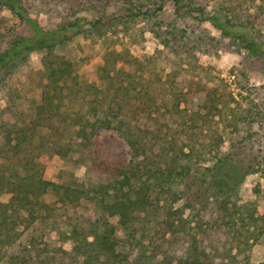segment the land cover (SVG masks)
<instances>
[{
  "label": "trees",
  "instance_id": "16d2710c",
  "mask_svg": "<svg viewBox=\"0 0 264 264\" xmlns=\"http://www.w3.org/2000/svg\"><path fill=\"white\" fill-rule=\"evenodd\" d=\"M82 1L89 0H76L78 7ZM104 1L106 5L112 2ZM115 1L125 4L123 13L106 12L93 19L79 15L78 9L74 10V15L78 13L75 18H67L55 28H43L32 16L29 4L23 0H0L2 6L33 30L28 36L16 35L8 46L0 48V73L5 70L7 75L6 79L0 77V87L9 86L7 110L12 108L22 123L12 122L7 117L0 122L2 150L5 151L0 162V197L4 191L12 193L9 202L0 199V263L10 255L9 264H128V259L121 257L118 251L119 242L111 217L118 216L120 222L128 227L135 211L149 207H156L157 210L166 208V215L162 213V221L158 224L162 223L168 231H179L181 224L191 230L205 231L200 247L203 258H206V234L211 231V225H204L203 222L202 226L196 217L203 215L209 223L212 214L207 212L208 207L217 204L225 209L222 197H229L233 188L237 189L247 175L264 169V160L258 156L246 159L242 152L222 150L218 145H212L214 152L211 158H207L206 151L203 158L197 160L193 158L198 151L195 144L184 146L179 143L186 131L178 121L179 115L189 114L193 123L190 127H199L208 115L207 100L211 102V107L224 114L231 107V101L237 103L233 95L229 100L227 95L217 90L206 93V88H191L176 94V101L171 100V94L167 92L160 98L154 82H160L162 75L158 74L157 79L148 81L141 69L147 66L146 60L124 57V51L118 50L107 54L104 65L100 66L99 80L89 82L76 72L72 61L55 51L62 43L73 40L79 34L87 31L96 33L107 25L117 26L115 21L124 25L126 20L131 21L140 15L134 10V0ZM151 2L154 8L147 7L144 12L147 20L152 16L159 17L164 13L166 4L173 2L174 13L179 18L190 15L200 23L209 21L225 36L243 43L251 55L264 54V47L258 44L251 29L234 22L231 8L220 5L209 12L203 6H195L196 0ZM162 23L163 20H155L151 29L167 49L157 50L147 58V62L157 60L156 64L161 69H169L167 76H173L167 85L177 84L178 81L186 85L190 78L183 71L189 69L184 68L183 60L188 50L180 52L173 46L176 41L186 38L187 27L179 28L175 21L161 31L157 27H161ZM203 40L202 33L194 42L203 43ZM34 50L41 53L43 66L49 72L41 102L29 95L30 89L12 86V82L6 81L16 73L30 78L33 72L30 54ZM110 58L114 61L110 62ZM191 81H194L193 77ZM221 104L224 106H219ZM124 126L129 128L128 139L132 147L144 155L143 164L114 170L120 186L110 202L90 196L89 191L44 179L38 173L35 159L30 157V149L37 138L53 139L58 153L67 155L72 148L70 139L73 137L86 146L91 143L89 134L92 132L101 129L120 131ZM244 143L242 141L238 146L243 151L247 149ZM186 147H189L188 150ZM49 192L59 197L61 207L44 200ZM83 200L92 202L83 206ZM180 202L182 204L176 206ZM201 202L203 210L199 211L203 214L195 211V206ZM233 205V212L223 221L230 230L231 247L237 244L234 249L242 250V247L250 245L251 239L264 235V215L258 214L254 204L252 207H249L250 203ZM188 212L192 216L190 219L187 218ZM60 213L73 218L71 222L63 221L58 228L59 239L70 241V248L52 247L37 234L36 222L59 216ZM193 221L196 223L192 224ZM153 230L156 231V228ZM24 234H27L26 242H22ZM15 246L19 249L11 252ZM147 258L152 261L151 256ZM168 258L163 264H176L173 257ZM181 261L182 264L193 263L188 258ZM142 262L146 261L141 258L140 264ZM240 263L237 260L233 264Z\"/></svg>",
  "mask_w": 264,
  "mask_h": 264
},
{
  "label": "rangeland",
  "instance_id": "374dc122",
  "mask_svg": "<svg viewBox=\"0 0 264 264\" xmlns=\"http://www.w3.org/2000/svg\"><path fill=\"white\" fill-rule=\"evenodd\" d=\"M23 1L29 4L33 12L32 16L38 19L43 28L58 27L67 18H75L78 13L94 19L106 12L108 14L123 13L125 9L123 2L115 0H112L110 5H106L104 0L82 1L80 7L77 6L76 0ZM134 2V10L140 12V15L135 16L131 21L126 20L124 25L115 21L117 26L107 25L96 33L84 32L73 40L62 43L55 51L72 61L76 72L89 82L99 80L100 66L104 65L107 54L118 50L124 51V57L146 60L147 66L141 69L144 70L146 78H149L148 81L157 79L158 74L162 75L160 82H154L160 98L167 92L171 94V100L176 101V94L181 90L189 91L191 88H206V93L217 90L227 95L229 100H232L231 95H233L237 103L231 101V107L227 108L224 114L215 107H211V102L207 100L208 115L203 118V124L199 123L201 124L199 127H190L193 123L189 114L179 115L178 121L186 130L179 143L184 146L190 143L195 144L198 151L193 158L197 160L202 159L206 151L207 158H211L214 152L212 145H218L222 150L242 152L246 159L258 156L264 160V54L251 55L244 48L243 43L225 36L209 21L200 23L190 15L179 18L174 13L173 2L166 4L164 13L159 17L152 16L148 20L144 12L147 7H151V10L154 8L151 0H134ZM199 5L209 12H213L220 5L231 8V15H235L234 22L247 25L257 37L258 44L264 47V0H196L195 6ZM78 9L80 11L74 15V10ZM155 20H163V25L157 27L161 31L166 30L167 25L175 21L179 28L187 27L186 38L176 41L173 46L180 52L188 50L183 60L184 68L189 69L183 71L184 75L190 78L185 82L186 85L180 81L174 85H167L173 76H167L169 69L166 71L161 69L156 64L157 60L147 62V58L155 54L157 50L167 49L151 29ZM32 33L33 30L24 21L0 4V48L8 46L16 35L28 36ZM202 33L203 43L199 41L195 43L194 40H197ZM189 51H191L190 54ZM30 57L33 69L30 78L27 79L26 75L16 73L12 79L6 81L12 82V86L30 89L29 95L41 102L49 72L43 66L39 51H32ZM112 60L114 61L110 58V62ZM189 62L193 64L192 69ZM0 77L7 78L5 70L1 71ZM106 85L109 83L106 82ZM8 89L9 86L0 87V122L7 117L12 122L22 124L20 117L12 108L7 110ZM128 131L129 128L126 126L120 131L115 129L94 131L89 134L91 143L86 146L79 144V139L76 141L75 137L69 138L72 148L67 155L58 153L53 139L37 138L30 149V157L35 159L38 173L44 179L89 191L90 196L110 202L113 200L117 187L120 186L116 181L114 170L136 166L143 162L144 155L132 147L128 139ZM242 141L247 144V149L244 151L238 147ZM1 142L0 136V162L5 154ZM186 148L188 150L189 147ZM11 197V192L4 191L0 199L7 203ZM222 198H224L225 209L217 204L208 207L207 212L212 214L209 223H206L203 215L196 217V221L198 220L202 226L203 222L204 225H211V231L206 234L208 237V254L204 255L206 258H203V249L200 247L205 231L191 230L182 224L179 231H168L162 223L158 224V221H162V213L166 215L164 207L158 208L160 212L156 207L135 211L128 227L120 222L118 216L111 217L121 257H126L128 264H140L141 258L146 261L142 264H153L152 262L163 264L166 260L168 261V257H173V262L176 264H182L183 258H188L190 262H193L192 264H203V262L233 264L237 260L241 262L240 264H264V235L259 239H251L247 248L234 249L237 244L231 247L230 230L223 221L233 212L235 208L233 204L250 203L249 207L254 204L258 214L264 215V169L247 175L237 189L233 188L229 197ZM44 200L56 207L62 206L54 192L47 193ZM91 202V200H83L82 204L85 206ZM181 204L182 202L176 206L179 207ZM203 205L201 202L195 206L196 213H202L199 209L203 210ZM187 214L189 215L187 218L190 219L191 214L189 212ZM72 219L65 214L43 219L38 222L39 224L36 222L37 234L52 247L70 248V241L59 239L58 228L63 221L71 222ZM240 224L241 220L238 222V225ZM153 228H156V231ZM24 236L25 239L22 242L27 240V234ZM18 249L19 247L15 246L11 252H16ZM8 256L0 264H9ZM150 256L152 261L147 260Z\"/></svg>",
  "mask_w": 264,
  "mask_h": 264
}]
</instances>
